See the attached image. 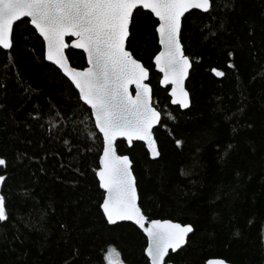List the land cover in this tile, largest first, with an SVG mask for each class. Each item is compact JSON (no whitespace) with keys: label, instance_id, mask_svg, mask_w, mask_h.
I'll list each match as a JSON object with an SVG mask.
<instances>
[{"label":"trees","instance_id":"obj_1","mask_svg":"<svg viewBox=\"0 0 264 264\" xmlns=\"http://www.w3.org/2000/svg\"><path fill=\"white\" fill-rule=\"evenodd\" d=\"M24 20L14 24L13 47L0 50V158L7 162L0 192L10 213L0 227V264H107L109 244L120 254L109 256L113 262L144 264L143 234L130 224L107 225L98 212L101 137ZM182 25L191 64L186 111L158 83L151 20L135 17L126 46L149 73L161 115L153 132L159 156L150 159L140 143L118 142L117 152L132 161L148 220L194 228L167 264H264V0H212L209 13L192 11ZM66 56L73 68L86 67L81 52L67 48ZM17 217L35 219L25 227Z\"/></svg>","mask_w":264,"mask_h":264},{"label":"snow or ice","instance_id":"obj_2","mask_svg":"<svg viewBox=\"0 0 264 264\" xmlns=\"http://www.w3.org/2000/svg\"><path fill=\"white\" fill-rule=\"evenodd\" d=\"M229 6L225 4V8ZM211 8L212 0H0V50L7 53L13 47L14 23L27 18L22 22L25 26L30 24L35 30L32 35L43 41V59L55 66L53 71L59 70L57 75L62 73L67 78L65 83L70 82L68 88L72 97L87 119L94 122L96 132L103 139L99 168L94 170L100 190L98 212L107 225L130 221L142 231L146 238L142 251L144 264H167L170 251L178 253L182 250L186 237L194 232V228L169 220L147 222L137 205L132 161L128 155L117 154L115 141L121 137L128 147L134 146L133 141H142L150 158L159 156L152 129L160 120V113L150 104V88L144 83L148 79V70L133 58L126 42L132 36L137 15L151 20L160 46L153 59L156 70L162 74L159 83L171 86L168 96L173 105L188 108L189 94L182 85L191 64L182 50V18L190 10L207 14ZM65 37L75 38L71 47L82 50L87 67L75 70L68 66L64 55ZM228 56L231 59L233 53L229 52ZM228 67L234 65L229 63ZM212 72L216 77L224 75L217 69ZM130 84L136 86L135 96L129 94ZM73 88L74 92L71 91ZM53 115L61 114L54 111ZM169 119L173 117L169 116ZM51 127L56 125L51 124ZM89 139H92L91 135ZM176 144L180 146L181 141L177 140ZM6 164V160L0 158V167H6ZM5 180L6 177L0 175V183ZM6 201V196L0 195V227L9 222ZM34 219L17 217L25 227H29ZM59 226L67 231L65 224ZM111 254L120 255L109 244L104 253L107 264H113L109 258ZM206 264L227 262L214 259Z\"/></svg>","mask_w":264,"mask_h":264},{"label":"water","instance_id":"obj_3","mask_svg":"<svg viewBox=\"0 0 264 264\" xmlns=\"http://www.w3.org/2000/svg\"><path fill=\"white\" fill-rule=\"evenodd\" d=\"M192 11H198V10H190L188 13H185V15H187V14H189L190 12H192ZM23 19H27V18H21V20H23ZM154 19V18H153ZM183 19V18H182ZM20 20V21H21ZM20 21H17V22H15L14 24H17L18 22H20ZM30 27H31V25L30 24H28ZM15 26V25H14ZM34 30V29H33ZM35 31V30H34ZM38 37V36H37ZM157 37V36H156ZM66 39H70V41H69V43H67L66 42ZM75 38L74 37H65L64 38V41H65V44L67 45L66 47H65V49H64V55H65V59H66V61L68 60L67 59V56H66V50H67V48H70V49H72V50H76V51H79V52H81L83 55H84V53L82 52V50H80V49H74V48H72L71 47V45H72V42H73V40H74ZM41 41H42V39H41ZM43 42V41H42ZM127 43V42H126ZM157 45H158V47H159V50H158V52H157V54L159 53V51H160V46H159V42H158V37H157V43H156ZM182 50H183V48H182ZM1 51H3V50H1ZM156 54V55H157ZM155 55V56H156ZM153 59H154V57H153ZM84 60H86V59H84ZM45 62H47L48 64H50V65H52L51 64V62H49V61H45ZM68 62V66L70 67V68H72V69H75V70H78V69H76V68H73L71 65H70V63H69V61H67ZM152 63H153V60H152ZM52 66H54V65H52ZM55 67V66H54ZM86 67H87V63H86ZM153 67H154V71H156V73H158L159 75H160V78L162 77V74L161 73H159L157 70H156V68H155V65L153 64ZM190 68H191V66H190ZM189 68V70H188V74L186 75V77H185V79H184V82H183V87H184V90L187 92V90H186V82L185 81H187V78H188V76H189V72H190V69ZM58 70V69H57ZM79 70H82V69H79ZM60 74H62V73H60ZM63 76V75H62ZM66 78V77H65ZM67 79V78H66ZM148 79H149V73H148ZM148 79L147 80H145L144 81V83H146V84H148L147 82H148ZM159 81H160V79H159ZM70 83V82H69ZM159 83V82H158ZM149 85V84H148ZM159 85H160V87L161 88H163V89H168V92L169 91H171V86L170 85H161L160 83H159ZM149 88H150V104L152 105V91H151V87L149 86ZM136 86H135V84H130L129 85V94L131 95V96H135L136 95ZM188 93V92H187ZM169 99H170V104L172 105V106H174V107H177V108H179L181 111H186L188 108H185V109H181L180 107H179V105L177 104V105H173L172 103H171V98L169 97ZM189 106H190V98H189ZM160 120H161V115H160ZM159 123H160V121H158L156 124H154V126H153V129H152V132H154V130H155V128L159 125ZM92 124H94V122L92 123ZM153 138H154V134H153ZM101 140H102V151H103V139H102V137H101ZM155 140V139H154ZM118 142H124L125 144H126V146H127V148H129L128 147V145H127V142L126 141H124L123 140V138H121V137H118L117 138V140L115 141V145L118 143ZM133 143H140V144H142L143 146H144V144H143V142L142 141H133ZM144 148H145V150H146V152H147V149H146V147L144 146ZM158 150V149H157ZM102 151H101V154H102ZM100 154V155H101ZM117 154H118V152H117ZM158 157H156L155 159H157ZM150 159H152V158H150ZM98 162V168H99V160L97 161ZM132 170V169H131ZM135 179V178H134ZM136 183V182H135ZM0 191H1V183H0ZM0 195H1V192H0ZM137 205H138V207H139V204H138V199H137ZM140 208V207H139ZM142 212V211H141ZM143 214V213H142ZM146 221L147 222H150L151 220H148L147 218H146ZM120 223H126V224H130V225H133L134 227H136L141 233H142V231L137 227V226H135L134 224H132L130 221H118L117 222V224H120ZM143 234V233H142ZM191 234V233H190ZM190 234L186 237V241H187V239H188V237L190 236ZM144 237V236H143ZM146 239V238H145ZM169 254H174V253H171V251H170V253ZM166 259H167V257H166ZM209 260H214V259H209ZM207 262V261H206ZM206 262L204 263V264H206ZM113 264H118V261H116V262H113ZM124 264V263H123ZM227 264H229V263H227Z\"/></svg>","mask_w":264,"mask_h":264}]
</instances>
